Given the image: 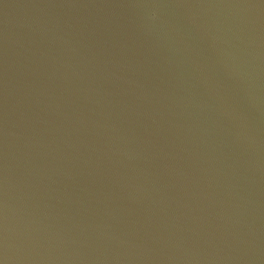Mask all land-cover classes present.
I'll return each mask as SVG.
<instances>
[{"label":"water","instance_id":"obj_1","mask_svg":"<svg viewBox=\"0 0 264 264\" xmlns=\"http://www.w3.org/2000/svg\"><path fill=\"white\" fill-rule=\"evenodd\" d=\"M0 264H264V0H0Z\"/></svg>","mask_w":264,"mask_h":264}]
</instances>
